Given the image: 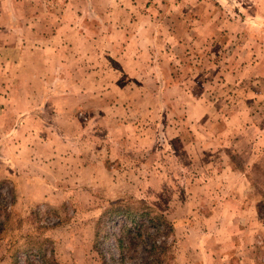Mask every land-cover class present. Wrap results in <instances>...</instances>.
Listing matches in <instances>:
<instances>
[{
	"label": "rangeland",
	"instance_id": "obj_1",
	"mask_svg": "<svg viewBox=\"0 0 264 264\" xmlns=\"http://www.w3.org/2000/svg\"><path fill=\"white\" fill-rule=\"evenodd\" d=\"M0 10V264H264V0Z\"/></svg>",
	"mask_w": 264,
	"mask_h": 264
},
{
	"label": "crops",
	"instance_id": "obj_2",
	"mask_svg": "<svg viewBox=\"0 0 264 264\" xmlns=\"http://www.w3.org/2000/svg\"><path fill=\"white\" fill-rule=\"evenodd\" d=\"M1 11V13H0V23H3L4 21H7L6 20V17H5V14H4V12H2V10H0Z\"/></svg>",
	"mask_w": 264,
	"mask_h": 264
},
{
	"label": "trees",
	"instance_id": "obj_3",
	"mask_svg": "<svg viewBox=\"0 0 264 264\" xmlns=\"http://www.w3.org/2000/svg\"><path fill=\"white\" fill-rule=\"evenodd\" d=\"M148 256H149V253H148ZM143 264H150L148 261L144 262Z\"/></svg>",
	"mask_w": 264,
	"mask_h": 264
}]
</instances>
